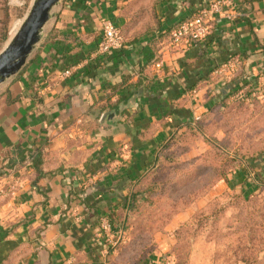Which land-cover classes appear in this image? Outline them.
Returning a JSON list of instances; mask_svg holds the SVG:
<instances>
[{
    "label": "crops",
    "instance_id": "0c3cea01",
    "mask_svg": "<svg viewBox=\"0 0 264 264\" xmlns=\"http://www.w3.org/2000/svg\"><path fill=\"white\" fill-rule=\"evenodd\" d=\"M214 1H157L158 29L114 56L97 53L101 21L121 28L144 0L59 1L0 94V264H114L118 222L170 137L228 86L264 91V0H230L232 20L211 15L202 42L168 45V29ZM232 175L264 178V155Z\"/></svg>",
    "mask_w": 264,
    "mask_h": 264
},
{
    "label": "rangeland",
    "instance_id": "374dc122",
    "mask_svg": "<svg viewBox=\"0 0 264 264\" xmlns=\"http://www.w3.org/2000/svg\"><path fill=\"white\" fill-rule=\"evenodd\" d=\"M31 1L3 0L0 51ZM133 1L123 3L128 8ZM157 1L144 0L130 14L120 28L127 43L158 29ZM235 87L195 126L175 132L136 182L130 209L118 220L122 238L116 234L108 245L114 264H148L163 246L158 264H264V189L257 190L264 178L232 175L246 159L264 155V91Z\"/></svg>",
    "mask_w": 264,
    "mask_h": 264
},
{
    "label": "built area",
    "instance_id": "2783aa9c",
    "mask_svg": "<svg viewBox=\"0 0 264 264\" xmlns=\"http://www.w3.org/2000/svg\"><path fill=\"white\" fill-rule=\"evenodd\" d=\"M114 2H126L129 0H113ZM230 0H215L208 8L197 11L190 20L179 22L169 33L168 45L171 48L188 49L202 42L209 33V18L215 13H223L224 18L232 20L233 6ZM124 39L120 35L118 27L111 20L105 18L101 21V37L97 45V53L100 55H115L123 48ZM233 64L228 65V67ZM243 90L238 92L242 96ZM103 230H110L107 222L103 225ZM123 233L118 230V238L121 239Z\"/></svg>",
    "mask_w": 264,
    "mask_h": 264
},
{
    "label": "water",
    "instance_id": "95a60500",
    "mask_svg": "<svg viewBox=\"0 0 264 264\" xmlns=\"http://www.w3.org/2000/svg\"><path fill=\"white\" fill-rule=\"evenodd\" d=\"M60 0H32L29 11L18 29L0 51V84L17 75L25 65L50 18L52 8Z\"/></svg>",
    "mask_w": 264,
    "mask_h": 264
},
{
    "label": "trees",
    "instance_id": "16d2710c",
    "mask_svg": "<svg viewBox=\"0 0 264 264\" xmlns=\"http://www.w3.org/2000/svg\"><path fill=\"white\" fill-rule=\"evenodd\" d=\"M139 11H140V10H139ZM192 17H193V16H191L190 18H187V19H185V20H190ZM185 20H183V21H185ZM1 23H2V22H1ZM175 26H176V25H175ZM175 26H173V27H175ZM173 27H172V28H173ZM172 28L168 29V30L166 31V33L164 34L167 38L169 37V33H170V31H171ZM118 30H119L120 35L123 37V39H125L123 33H122L121 30H120V28H118ZM3 32H4V31H3ZM3 36H4V35H3ZM125 44H126V41L124 40L123 46H124ZM115 55H116V54H115ZM111 56H114V55L111 54ZM128 80H129V77H128V76H124V77L122 78L121 83H120L117 87H119V89H121L122 87H124V85H126L125 83H127ZM127 87H129V85H126L125 88H127ZM228 88H229L228 90L232 92L233 89L236 88V87H235L234 85H233V86L231 85L230 87L228 86ZM248 88H249V89H251V88H252V89H255V87H253V86L251 87L250 84H243V85H242V89L248 90ZM242 89H241V90H242ZM252 89H251V90H252ZM255 90H258V89H255ZM243 92H244V90H243ZM230 94H231V93H230ZM230 94H229V95H230ZM229 95H227V97L225 96L224 99H227V98L229 97ZM222 99H223V98H222ZM240 99H241L242 102L245 101V99H243L242 96L240 97ZM221 101H223V100H221ZM253 101H254V100H253ZM201 120H202V119H199L198 121H201ZM198 121H197V122H198ZM197 122H196V123H197ZM191 126H195V124H194V125H186L184 128L186 129V127H191ZM174 134H175V133H174ZM174 134H173V135H174ZM171 137H172V136H171ZM171 137H170V139H171ZM170 139L168 140V142L170 141ZM168 142H167V143H168ZM167 143H166V145H167ZM133 197H135V194L132 196V198H133ZM130 201H131V200H130ZM129 206H130V205H129ZM129 209H130V208L128 207V210H129Z\"/></svg>",
    "mask_w": 264,
    "mask_h": 264
}]
</instances>
